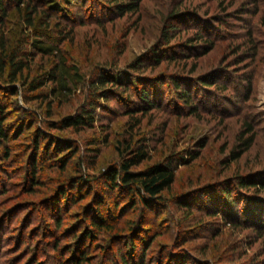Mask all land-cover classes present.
<instances>
[{"label":"rangeland","instance_id":"obj_1","mask_svg":"<svg viewBox=\"0 0 264 264\" xmlns=\"http://www.w3.org/2000/svg\"><path fill=\"white\" fill-rule=\"evenodd\" d=\"M81 1L47 0L54 8H71L69 19L74 24L67 40H60L56 28L41 31L47 43L57 45L62 53L52 57L33 52L28 67L13 83L19 93L11 96L0 88L5 123L11 127L7 147L0 146V264H68L73 252L87 255L84 264H120L119 254L130 257L131 264L137 260L142 264H264V185L239 191L231 184L237 177L264 184V0H142L137 14L111 20L87 15L88 4L75 17V6L82 7ZM7 7L6 28L15 46L21 39L20 15L13 4ZM171 12L183 16L175 23L180 30L173 43L204 29L213 18L220 19L210 29L213 48L150 67L163 19ZM59 22L62 28L58 29L66 25L68 29L65 19ZM24 47L33 51L28 44ZM56 58H64L71 74L77 73L70 92L53 95L48 83L38 90L46 97L25 101L34 92H27L23 82L49 70ZM138 59L145 61L140 70L147 78L181 72L196 78L217 71V85L206 94H215L217 104L207 100L196 115H189L182 105L173 104L167 80L162 87L164 101L143 116L124 115L122 106L111 99L112 110L98 109L93 128H50V122L78 109L89 94L90 82L98 77L133 83L126 68ZM201 95L198 99H208ZM22 121L25 127L20 131L17 126ZM244 123L252 127L254 141L231 161L230 151L245 132ZM36 128L44 135L39 149L48 134L72 147L62 153L51 149L42 157L38 152L33 172ZM140 146L146 147L148 159L133 167L135 171L177 157L185 161L189 152L197 156L175 167V180L163 194L165 209H130L129 201L120 197V210L114 212L106 194L103 205L97 206L103 174ZM4 151L9 152L8 158ZM80 176L83 181L77 183ZM60 190L69 191L66 201L59 200ZM181 195L193 203L189 210L176 206L175 199ZM212 206L218 214H227L226 220L208 214ZM97 215L108 227L92 228ZM132 237L135 251L128 241Z\"/></svg>","mask_w":264,"mask_h":264},{"label":"trees","instance_id":"obj_2","mask_svg":"<svg viewBox=\"0 0 264 264\" xmlns=\"http://www.w3.org/2000/svg\"><path fill=\"white\" fill-rule=\"evenodd\" d=\"M68 1L69 0H64L66 4ZM141 1L142 0H83L81 1L83 4L82 7L81 5H74L76 11L73 15L79 17L82 10H84V5L88 4L87 7H85L87 15L95 14L96 16H100L102 20H111L114 17L137 14ZM7 4H13L16 13L20 15L19 19L21 25L19 27V35L21 39L15 46H11L12 44L9 40L8 30L6 28L7 19L9 17ZM174 13L175 12L169 13L163 19V28L160 31L159 39L151 51L152 55L150 60L152 63L149 64L150 67L157 66L164 61L184 60L192 56L194 57L197 54H206L213 48L214 42L211 39L213 31L210 29H215L213 24L220 23V19L217 20V17L216 19L213 18L211 23L204 25V29L195 30L193 34L187 36L183 41H176V43H173V39L176 38V34L179 33L180 30V25L175 23L183 17ZM69 16H71V8H54V6L48 4L47 0H0V88H4L11 96H16L19 93V89L14 87L13 83L22 76L23 71L28 67V63L33 59V52L35 54H41V56L48 55L52 57H57L62 53L57 45L47 43L41 31H48L50 28H56L60 40H67V34L73 31V25L71 24H74V21H70ZM187 16L189 15H186V17ZM62 19H65L67 24H69L68 29L67 25L63 27L65 29H58L62 28L59 22ZM193 19L194 18H191V21H194ZM79 23L81 22L79 21ZM40 24H42L43 27L40 26ZM52 25L54 27H52ZM66 29L67 31L62 32ZM26 44L32 48V52L25 49L24 45ZM144 62L143 59H138L129 64L126 68L128 73H130V80H132L133 83L105 76H100L97 80L91 81L88 86L89 94L79 105L78 109L74 113L64 116L59 121L50 122V128L55 130H65L67 128L81 130L85 127L93 128L94 123L98 120V109L103 112L112 110L109 106V101L111 99H115L118 106H122L121 108L123 109L124 115L131 118L139 113L143 116L149 110L157 108L162 104L164 101L162 87L167 80L169 81V88H171L173 93V104L182 105V107L187 109L189 115H196L199 112V107H201L200 104H203L207 100V102L211 103L213 100L216 102L217 99L215 94L212 97H208L206 94L211 93V87L217 85V71L196 78L189 77L182 72L171 73L167 75V77L155 76L154 78H147L143 74V71L140 70L142 66H144ZM66 64L64 58H56L49 70L36 75L30 79V81L23 82L22 85L26 86L27 92H34L30 95H26L27 97L24 98L25 101L46 97V95H43L38 90L47 86L48 83L52 84L51 94L53 95L61 96L64 92H70L71 89L69 85L71 79L73 76H76L77 73L73 71L74 73L72 75L70 67ZM192 71H194V69H192ZM223 89H225V87H223ZM201 93L204 94L201 96H205L208 99H198ZM215 104H217V102ZM207 111H209V109H207ZM5 120V111L0 102V146L4 148L7 147L6 142L9 140V133L11 131L10 125L5 123ZM243 126L245 132H241L238 135L237 143L230 151L229 159L231 161L237 160L242 154L249 150L254 141L252 127L246 123H244ZM24 127V121L17 126L20 131H22ZM42 136H44L43 131L40 128H36L33 134V155H31L33 172L37 171L36 156L38 152L40 157H42L48 156L51 149H54L57 153H62L64 150L72 147L69 144L60 142V138L48 134L45 135L46 140L43 147L39 149V140H41ZM77 152L78 149L73 150L74 154ZM4 154L5 158L9 157L8 151H4ZM123 156L119 166L115 168L111 167L103 174L102 178L104 180L99 191L100 197L96 199V205L102 206V197L106 194L112 201L114 212L120 210V201H118L120 197H125L129 201L130 209H141L143 212H153L157 210L158 207L165 209V207H167V202L163 194L169 191L175 180V167L187 163L188 160L195 159L197 155L189 152L185 155V161H183L184 159L182 158L178 159V157L172 158L169 159V161L153 163L137 171L132 170V168L148 159L146 147L140 146L132 150L128 157ZM30 177L33 181L34 175L31 174ZM232 180L231 184H236L239 191L245 187L247 189H255L259 188V185H264L263 183L258 184L246 181L242 177H237ZM80 181H83V177L81 176L78 177L77 183H80ZM224 192L226 193V197L229 198V193L227 191ZM181 196L183 197V195ZM181 196L175 199L176 206L182 210H189L193 203L186 202V199L184 197V199L181 198ZM59 197V200L66 201L69 198V191L60 190ZM213 208L212 206L210 209L211 213L208 210V214H213L214 216L220 215L222 218L224 217V219L227 217V214H218V211H216L217 209ZM91 225H93L92 228L104 229L108 227L107 222L100 219L99 215H97L96 220L91 221ZM140 227L139 225L138 228ZM139 232L140 231H138V233ZM85 234H87V232ZM128 241L131 248L134 249V238H129ZM130 259V257L128 258L123 254L118 255L120 264H131ZM86 261V254L73 252L71 262L68 264H84ZM142 262L141 260H137V264H142ZM60 264L67 263L61 261Z\"/></svg>","mask_w":264,"mask_h":264}]
</instances>
